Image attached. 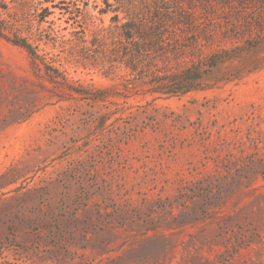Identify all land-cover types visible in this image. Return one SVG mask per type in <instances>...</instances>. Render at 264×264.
<instances>
[{
    "label": "rangeland",
    "instance_id": "1",
    "mask_svg": "<svg viewBox=\"0 0 264 264\" xmlns=\"http://www.w3.org/2000/svg\"><path fill=\"white\" fill-rule=\"evenodd\" d=\"M4 3L43 62L0 37V264H264V5ZM144 5L200 25L170 28L164 52L133 72L126 18L111 17ZM258 44L234 65L259 68L239 79L222 80L223 66L202 90L152 92L156 74Z\"/></svg>",
    "mask_w": 264,
    "mask_h": 264
},
{
    "label": "trees",
    "instance_id": "2",
    "mask_svg": "<svg viewBox=\"0 0 264 264\" xmlns=\"http://www.w3.org/2000/svg\"><path fill=\"white\" fill-rule=\"evenodd\" d=\"M2 1V0H1ZM237 1L241 5L260 3L264 5V0H227L229 7H233L232 2ZM53 2V1H52ZM63 2V1H62ZM3 10H7L9 7L7 3L0 5ZM57 5H52L56 7ZM48 14L46 17L52 14L49 12V7H45ZM80 15L83 10L80 9ZM103 11L102 13H107ZM115 14L111 17L114 22H119L120 13L124 14L126 18L120 25L121 37L126 41V51L124 58L126 65L133 72L139 70V65L142 64L146 58L150 57L154 52H164V47L172 42V30L177 26L188 24L190 26L199 27L200 24L194 23L196 16L192 14L173 13L170 9L162 8L160 6H131V7H118L114 9ZM70 16L75 14L70 11ZM79 16L78 15H74ZM71 17H69L70 19ZM14 26L6 21L0 12V37L11 42L12 44L19 46L27 51L33 61L35 67L39 66V62L42 61V57L39 54V49L36 45L30 42L29 38L20 33H13ZM208 29L198 33L202 39H210L211 31ZM6 31L8 33H6ZM12 33V34H11ZM29 36V35H28ZM97 45V44H96ZM260 48L258 45H248L245 49H228L212 53L205 61V64L201 66L193 64L183 68L180 71L173 73L156 74L154 76V83L156 84L152 92L159 93L165 96H179L186 93H190L205 88L206 79L213 73L219 72L222 67L225 66L227 70V77H223L222 80H234L239 79L245 74L258 69V66L252 67H240L238 68L234 63L245 57L254 55ZM116 53V50H115ZM128 56V59H127ZM123 61V59L121 60ZM227 64H229L227 66ZM151 72V71H150ZM80 96L85 99L93 100L95 102H101L105 100V96L91 94L86 91H77ZM101 94V93H99ZM105 124V123H103Z\"/></svg>",
    "mask_w": 264,
    "mask_h": 264
}]
</instances>
